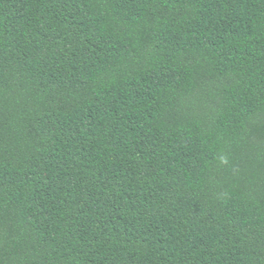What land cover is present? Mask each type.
<instances>
[{
  "label": "trees",
  "instance_id": "obj_1",
  "mask_svg": "<svg viewBox=\"0 0 264 264\" xmlns=\"http://www.w3.org/2000/svg\"><path fill=\"white\" fill-rule=\"evenodd\" d=\"M0 264H264V0H0Z\"/></svg>",
  "mask_w": 264,
  "mask_h": 264
}]
</instances>
